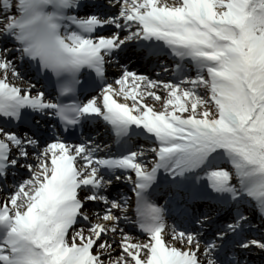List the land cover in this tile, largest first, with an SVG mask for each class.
<instances>
[{"label": "snow or ice", "instance_id": "6c2138e0", "mask_svg": "<svg viewBox=\"0 0 264 264\" xmlns=\"http://www.w3.org/2000/svg\"><path fill=\"white\" fill-rule=\"evenodd\" d=\"M129 54L171 79L130 70ZM28 71L85 80L65 103L22 86ZM97 120L115 151L85 135ZM120 181L134 218L106 194ZM0 186V264H240L221 253L251 214L264 222V0H0ZM235 247L264 252V239Z\"/></svg>", "mask_w": 264, "mask_h": 264}, {"label": "clouds", "instance_id": "9594fccd", "mask_svg": "<svg viewBox=\"0 0 264 264\" xmlns=\"http://www.w3.org/2000/svg\"><path fill=\"white\" fill-rule=\"evenodd\" d=\"M12 7L14 10L19 9L20 0H12ZM21 17H22V13L17 11L15 13V20L11 21V23H15L16 21H19ZM81 71H83V69ZM41 74H45V73L42 71ZM48 74L51 75L52 79L55 82L56 96H60L62 101H64L65 103H68L70 101L69 98L78 96L79 83L74 82V80L82 82V75L77 74V76L74 78L67 72H49ZM65 88H67L68 91H63Z\"/></svg>", "mask_w": 264, "mask_h": 264}, {"label": "bare ground", "instance_id": "6f19581e", "mask_svg": "<svg viewBox=\"0 0 264 264\" xmlns=\"http://www.w3.org/2000/svg\"><path fill=\"white\" fill-rule=\"evenodd\" d=\"M148 103H154L156 109H160L162 105V101L153 102L152 100H148Z\"/></svg>", "mask_w": 264, "mask_h": 264}]
</instances>
